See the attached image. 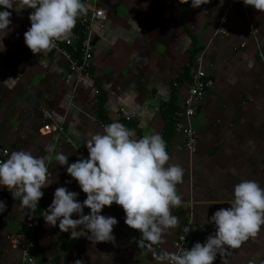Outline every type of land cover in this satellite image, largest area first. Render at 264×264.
Listing matches in <instances>:
<instances>
[{"label": "crops", "instance_id": "0c3cea01", "mask_svg": "<svg viewBox=\"0 0 264 264\" xmlns=\"http://www.w3.org/2000/svg\"><path fill=\"white\" fill-rule=\"evenodd\" d=\"M230 2L202 0L195 8L190 4L181 20L182 0H101L106 20L102 28L96 24L92 29L93 59L88 75L76 86L67 82L69 66L59 54L51 50L34 54L26 46L24 33L31 26L27 14L32 9L22 2L10 9L12 30L4 37L0 33V146L9 154L23 149L42 156L49 169L33 232L34 264H74L77 259L83 264H161L152 251L173 252L172 240L189 215L201 228L203 243L215 232L211 216L219 208L230 207L237 183L251 179L264 187V58L258 55H264V10L243 0L244 17L233 3L227 35L215 37L208 45ZM193 41L201 48L196 55L201 54L214 88L192 121L198 140L196 152L189 154L173 132L167 104L174 94L177 108L185 96L186 82L174 81L188 63ZM98 86L105 96L103 121L95 110ZM41 109L62 122L69 143L53 146V135L40 132ZM121 119L135 130L136 138L161 134L169 163L184 170L183 182L177 185L182 204L171 208L178 223L163 234L162 244L151 249L138 246L141 233L126 225L125 214L115 203L102 209L103 215L118 220L114 241L90 239L83 225L77 229L78 237L72 238L59 229V221L50 225L43 218L57 187L79 193L81 202L86 199L68 174V165L56 159L57 153L68 155L69 163L87 158L85 143L91 135ZM0 200L7 205L0 213V264H20L21 253L9 239L23 231L27 207L7 187L0 186ZM84 213L90 209L85 207ZM73 218L78 217L73 214ZM250 261L264 264V226L239 248L229 249L224 258L218 255L213 264Z\"/></svg>", "mask_w": 264, "mask_h": 264}, {"label": "clouds", "instance_id": "9594fccd", "mask_svg": "<svg viewBox=\"0 0 264 264\" xmlns=\"http://www.w3.org/2000/svg\"><path fill=\"white\" fill-rule=\"evenodd\" d=\"M20 2L32 9L31 26L25 31L24 40L34 54L51 50L57 41L67 40L77 18L88 12L84 0H0L3 37L12 30L10 9ZM245 3L264 10V0ZM201 4L202 0H191L194 8ZM85 144L87 158L69 163V156L59 152L56 159L61 165H68V174L86 193V199L81 202L77 199L79 193L57 187L44 220L50 225L59 221V229L70 233L72 238L78 237L77 229L83 225L90 239L114 241L113 227L118 220L103 215L102 209L115 203L122 206L126 225L141 233L139 247L151 249L162 244L163 234L178 223L171 208L182 204L177 185L183 182L184 174L181 166L169 163L162 135L153 133L136 138L134 129L113 121L103 126V132L91 135ZM48 174L45 158L34 156L29 150H14L0 160V186L7 187L13 196H20L22 206L33 210L44 195L42 188L49 184ZM6 207V202L0 200V213ZM85 207L90 213H84ZM73 214L78 218H73ZM209 222L214 224L215 232L203 243L196 242L190 249L177 252L153 250V257L161 264H213L218 255L224 258L229 249L239 248L264 226V187L256 180H241L234 186L230 207L217 209ZM25 257L31 259L27 252ZM74 264L83 262L77 259Z\"/></svg>", "mask_w": 264, "mask_h": 264}, {"label": "built area", "instance_id": "2783aa9c", "mask_svg": "<svg viewBox=\"0 0 264 264\" xmlns=\"http://www.w3.org/2000/svg\"><path fill=\"white\" fill-rule=\"evenodd\" d=\"M84 3L88 6V12L86 15L78 17L76 22L80 35H82L81 40H78V36H71L67 40L57 41L56 46L51 49V51L59 54L68 63L69 72L66 75V80L67 82H73L75 86L88 75V70L93 59L94 35H92V29L96 24H99V27L102 28L106 20V11L101 6V0H84ZM233 3H237L241 8L242 15L247 17V8L243 0H231L230 4L223 11L211 38L207 42L208 45L212 44V40L215 37L227 35L225 26L229 21L228 12L233 7ZM30 12L31 10L27 14L28 19ZM196 47L198 48V46ZM240 47H244V43ZM258 55L260 59L264 58L262 53L259 52ZM204 69L201 54H198L193 59V74L184 85L186 90L185 96L172 116L174 133L181 138L182 145L189 154L196 152L198 140L197 133L192 126V121L198 114L205 97L214 88L213 80ZM95 94H97V91H95ZM40 118L42 122L40 132L44 135H53V146L61 147L64 143H69L66 139L62 122L56 121L48 111L43 109L40 111ZM7 154H9V151L0 146V160L6 159ZM261 175L264 178V170L261 172ZM114 206L118 211L125 214L122 206L117 204ZM37 211L38 206L34 210L27 207L23 231L12 235L9 239L10 243L21 253L20 264H34L36 260L33 232L37 221ZM203 238L204 235L201 228L195 223L193 217L189 215L185 222L180 225L176 236L172 240L173 252L182 251L187 248L190 249L196 242L202 243ZM26 252L31 257L30 260L25 257Z\"/></svg>", "mask_w": 264, "mask_h": 264}, {"label": "trees", "instance_id": "16d2710c", "mask_svg": "<svg viewBox=\"0 0 264 264\" xmlns=\"http://www.w3.org/2000/svg\"><path fill=\"white\" fill-rule=\"evenodd\" d=\"M189 6H190L189 0H182V3H181V7H182L181 20L187 14ZM75 32H76L75 35H71V36H75V37L78 36L79 37L78 40H81L82 35H80V31L77 28V26L75 27ZM93 42H94V38H93ZM199 50H201V48L200 49L197 48L196 47V43L193 41L192 48H191V51L189 53L188 63H187V65H185L183 67L181 74L177 78H175V81H174L175 83L179 84V83L187 82V81L190 80V77L193 74V71L191 69L192 60L194 59L195 55L198 53ZM173 90H175V87H173ZM96 91H97L96 99L98 98V102L95 105L96 106L95 110H96L97 116H99V118L103 121L104 120V112H103V110L101 108L102 107L101 104H102V102L105 101V98H104L105 96L101 92L100 86H98L96 88ZM174 98H175L174 94H171V97H170L171 100L169 99V103L167 104L168 105L167 110H168V112L170 114H172L171 115V119H172V116H173V112L176 110V106H174V102H175ZM120 122L121 123H125L126 120L125 119H121ZM133 126H134V124H133ZM173 132H174V130H173Z\"/></svg>", "mask_w": 264, "mask_h": 264}, {"label": "rangeland", "instance_id": "374dc122", "mask_svg": "<svg viewBox=\"0 0 264 264\" xmlns=\"http://www.w3.org/2000/svg\"><path fill=\"white\" fill-rule=\"evenodd\" d=\"M189 4H191V0H189ZM189 7H190V6H189ZM179 10H180V14L182 15V7H181V6H180V9H179ZM29 22H30V21H29ZM60 57H61V56H60ZM96 95H97V94H95V98H96ZM208 95H209V94H208ZM192 126H193V124H192Z\"/></svg>", "mask_w": 264, "mask_h": 264}]
</instances>
